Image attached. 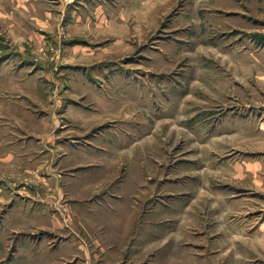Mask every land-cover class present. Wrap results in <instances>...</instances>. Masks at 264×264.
<instances>
[{
    "label": "rangeland",
    "instance_id": "1",
    "mask_svg": "<svg viewBox=\"0 0 264 264\" xmlns=\"http://www.w3.org/2000/svg\"><path fill=\"white\" fill-rule=\"evenodd\" d=\"M0 264H264V0H0Z\"/></svg>",
    "mask_w": 264,
    "mask_h": 264
}]
</instances>
